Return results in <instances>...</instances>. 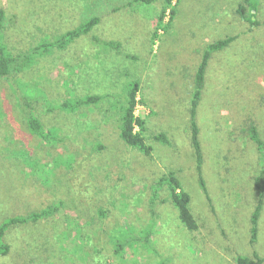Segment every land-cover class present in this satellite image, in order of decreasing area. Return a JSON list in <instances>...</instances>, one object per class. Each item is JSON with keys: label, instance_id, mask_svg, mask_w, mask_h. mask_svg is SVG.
Wrapping results in <instances>:
<instances>
[{"label": "rangeland", "instance_id": "1", "mask_svg": "<svg viewBox=\"0 0 264 264\" xmlns=\"http://www.w3.org/2000/svg\"><path fill=\"white\" fill-rule=\"evenodd\" d=\"M118 1L123 9L100 14L88 34L18 76L20 84L41 88L53 105L104 96L72 114L47 113L36 104L42 124L57 129L60 144L32 140L12 91L20 93L19 88L0 80V224L61 203L47 220L9 228L4 241L10 251L0 263L236 264L238 256L251 258L253 252L264 257V199L257 241L249 245L258 199L254 177L261 163L244 131L252 122L264 140V0H257L262 24L251 30L236 14L242 0H179L172 26L158 32L152 48L162 0L128 6L131 0ZM88 2L0 0L9 18L5 43L16 53L53 41L98 15ZM227 36L236 40L211 56L197 109L208 203L190 146L189 101L204 47ZM135 81L144 101L135 111L145 118L146 139L154 149L150 157L118 137L114 106ZM159 133L170 146L152 140ZM64 159L68 167L60 164ZM170 170L190 195L197 231L180 224L165 193L151 211L150 187ZM148 230L152 236L145 243ZM117 244L124 249L115 253Z\"/></svg>", "mask_w": 264, "mask_h": 264}, {"label": "trees", "instance_id": "2", "mask_svg": "<svg viewBox=\"0 0 264 264\" xmlns=\"http://www.w3.org/2000/svg\"><path fill=\"white\" fill-rule=\"evenodd\" d=\"M113 0H90L91 3H87V8H90L91 13L98 12V15H93L85 19L77 28L67 31L64 34L59 35L53 41L43 40L36 46H33L25 51L13 53L9 50L5 43L4 34L7 30L9 18L3 9L0 8V80L6 79L12 81L13 87H18L20 93L12 90L15 99L18 101V106L21 110L23 120L26 124L28 135L32 137V140H36L38 143L54 141V145L61 143V138L57 134V129H46L42 124L37 112V105L42 110L49 113L51 111H60L64 113H74L81 107H90V105H97L104 96H85L82 98L65 99L57 101V104H51V101L47 99L44 92H40L42 89L35 85H29V82H19L18 76L30 71L34 66L38 64L40 59L49 56L56 51L64 50L75 39H78L82 35L88 34L96 25L100 22V14H112L119 12L124 5H119V1L112 3ZM156 0H131L126 3V6L133 3H140L149 5ZM179 0H162L160 10L158 11L155 27L151 34L150 44L151 48L159 39V31L167 32L173 24L177 13V4ZM110 3V10L107 4ZM100 4V5H99ZM257 0H242L237 8L236 14L239 19L249 25V29L260 26L262 23L257 19ZM100 8L102 11H98ZM264 24V23H263ZM91 40L98 42V38L92 37ZM236 40V36H227L217 41L208 42L204 47L200 62L197 65L195 76L193 79V88L189 101V128H190V146L193 151L195 172L197 176V182L203 195L206 197L208 203L210 199L206 190L205 181L202 175L203 166V153L201 144L199 141V128L197 125V109L202 99V92L204 90L206 70L208 63L211 60V56L219 51L230 46ZM105 45L119 48V44L113 45L112 43H105ZM117 50V49H116ZM135 59V58H134ZM30 88V91L26 89ZM141 88L138 81L132 82L126 89V95L120 97L114 108L119 111L118 117H116L118 137L122 143L139 152L140 154L150 157L153 152V147L147 142L146 139V127L145 118L135 115V109L139 103H144L143 98L138 97ZM125 97V98H124ZM113 108V107H112ZM106 119V118H105ZM109 119V118H108ZM107 120V119H106ZM247 133L249 140L256 146L258 153V160H260L261 168L254 177V186L258 195L254 211L250 217V240L249 245L252 247L258 236V220L262 211L263 199H264V140L259 138L255 125L250 122L247 128L244 130ZM152 140L165 145L170 146V142L163 133L153 135ZM102 146H98L100 149ZM60 164H64L65 167L69 166V162L64 159L59 161ZM151 198L150 208L151 211L155 208V203L159 199L161 193H165L166 201L177 212V219L180 224L189 232L198 230V224L190 211V195L183 189L181 182L179 181L175 171H168L155 179L150 187ZM162 202V201H161ZM61 203L50 204L36 212L29 213L25 216H15L4 220L0 224V257L8 255L10 251L9 245L4 241V236L9 228L19 225H25L27 223H36L39 221L47 220L53 217L60 209ZM100 216H104V213L99 210ZM151 214H153L151 212ZM76 230V228H74ZM152 230H148L145 233L144 242L146 243L149 237L152 236ZM133 245L134 241H127ZM124 246L117 244L115 253L122 251ZM86 253V252H85ZM236 264H264V257H259L255 252L252 253L251 258L246 256H238L235 259ZM2 264V263H0ZM158 264H166V261L162 260Z\"/></svg>", "mask_w": 264, "mask_h": 264}, {"label": "built area", "instance_id": "3", "mask_svg": "<svg viewBox=\"0 0 264 264\" xmlns=\"http://www.w3.org/2000/svg\"><path fill=\"white\" fill-rule=\"evenodd\" d=\"M137 107H138V106H137ZM137 107H136V108H137ZM135 110H136V109H135ZM135 115H137V114H136V111H135Z\"/></svg>", "mask_w": 264, "mask_h": 264}]
</instances>
